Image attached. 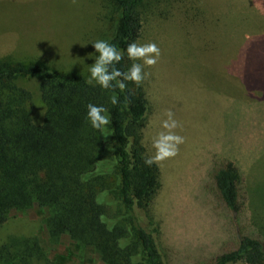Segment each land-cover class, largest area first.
<instances>
[{
	"label": "rangeland",
	"instance_id": "rangeland-1",
	"mask_svg": "<svg viewBox=\"0 0 264 264\" xmlns=\"http://www.w3.org/2000/svg\"><path fill=\"white\" fill-rule=\"evenodd\" d=\"M7 1L30 35L20 44L35 46L0 55V67L43 63L54 72L89 77L98 55L92 42H109L120 17L114 0ZM136 10L143 24L137 44L159 49L156 63L142 66L153 93L143 130L147 153L154 154L157 133L167 131L161 122L169 111L177 123L171 131L183 138L174 156L156 161L160 185L140 220L164 264H191L227 237V221L206 190L215 158L234 163L247 189L245 222L264 232V14L251 0L238 6L235 0H141ZM41 80L18 78L32 94L36 124L46 108ZM46 213L38 206L13 212L0 225V244L13 235L37 236L54 264H105L68 235L52 241Z\"/></svg>",
	"mask_w": 264,
	"mask_h": 264
},
{
	"label": "trees",
	"instance_id": "trees-1",
	"mask_svg": "<svg viewBox=\"0 0 264 264\" xmlns=\"http://www.w3.org/2000/svg\"><path fill=\"white\" fill-rule=\"evenodd\" d=\"M140 1L114 0L120 17L109 43L122 53L114 63L121 72L133 64L127 45L137 43L142 32ZM30 75L42 78L41 124L33 120L32 94L18 84L19 77ZM87 79L43 63L0 67V225L15 211L38 206L47 210L44 223L54 242L68 235L105 264H164L140 220L160 185L158 163L144 162L149 80L103 89ZM89 103L106 109L104 131L87 121ZM206 190L227 221V237L217 251L191 264H264V232L245 222L246 184L232 161L213 160ZM0 264L54 262L37 236L13 235L0 244Z\"/></svg>",
	"mask_w": 264,
	"mask_h": 264
},
{
	"label": "clouds",
	"instance_id": "clouds-1",
	"mask_svg": "<svg viewBox=\"0 0 264 264\" xmlns=\"http://www.w3.org/2000/svg\"><path fill=\"white\" fill-rule=\"evenodd\" d=\"M95 52L98 55L94 58V62L89 67V77L86 80L88 84L99 85L103 89H109L113 86L119 89L125 88V80H131L139 84L146 73L142 72L143 65H153L159 55V49L155 43L148 42L145 44H137L135 42L127 45L126 52L129 59L142 60L141 63H133L127 72H121L114 67L115 62H119L122 53L117 48L105 40H95L92 42ZM111 68V70H110ZM120 77L121 79H117ZM115 81V85L110 82ZM111 103L116 104L115 95L110 97ZM86 119L93 129L104 131L108 124V117L104 113L106 109L103 105L89 103L86 105ZM168 119L161 122V127L167 131L157 133L152 139V148L155 150L153 155L145 159V164L151 165L154 161H160L166 157L176 154V145L183 142V138L174 134L171 129L177 127V123L172 119V113H166Z\"/></svg>",
	"mask_w": 264,
	"mask_h": 264
},
{
	"label": "crops",
	"instance_id": "crops-1",
	"mask_svg": "<svg viewBox=\"0 0 264 264\" xmlns=\"http://www.w3.org/2000/svg\"><path fill=\"white\" fill-rule=\"evenodd\" d=\"M255 6L262 9L264 14V0H251ZM240 3V0H235L236 6ZM17 10L13 8L8 9V1L0 0V49L11 50L9 52L0 51V55L21 52L20 47H31L35 45L24 44L21 45L20 41L27 40L30 35L25 32L23 28L26 25L17 19L15 15Z\"/></svg>",
	"mask_w": 264,
	"mask_h": 264
}]
</instances>
